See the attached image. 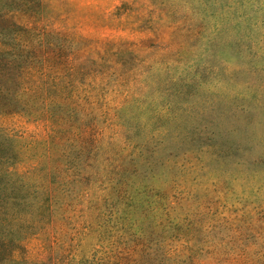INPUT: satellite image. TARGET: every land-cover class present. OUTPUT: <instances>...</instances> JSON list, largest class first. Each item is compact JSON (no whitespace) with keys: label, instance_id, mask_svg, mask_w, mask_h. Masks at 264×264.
Listing matches in <instances>:
<instances>
[{"label":"rangeland","instance_id":"1","mask_svg":"<svg viewBox=\"0 0 264 264\" xmlns=\"http://www.w3.org/2000/svg\"><path fill=\"white\" fill-rule=\"evenodd\" d=\"M0 79V264H264V0H0Z\"/></svg>","mask_w":264,"mask_h":264},{"label":"trees","instance_id":"2","mask_svg":"<svg viewBox=\"0 0 264 264\" xmlns=\"http://www.w3.org/2000/svg\"><path fill=\"white\" fill-rule=\"evenodd\" d=\"M8 224H9V222L2 223V230H0V254L2 253V251L7 250L9 248V246H14L16 243V241H15L16 232H13V230H8V232H6V234H3L4 233L3 228L6 227V225H8ZM6 228L10 229L9 227H6ZM167 245L168 244H163V243H161L159 245V248L162 249V252L165 255L163 257V264H186V259H188V256H183V255H175V256L169 255L168 256V253H171V252H169L170 248ZM140 247H142L141 250H139L137 252H141L144 249H150L149 245L143 244V243L142 244L140 243V245L138 247H136L135 249H138ZM153 257H156L155 254ZM151 259H153L152 256L150 257L149 261ZM132 263L133 262H130L128 264H132ZM159 264H160V262H159Z\"/></svg>","mask_w":264,"mask_h":264}]
</instances>
